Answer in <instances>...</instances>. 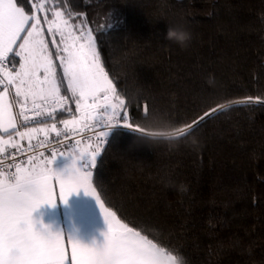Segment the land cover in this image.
I'll return each mask as SVG.
<instances>
[{
	"label": "trees",
	"instance_id": "1",
	"mask_svg": "<svg viewBox=\"0 0 264 264\" xmlns=\"http://www.w3.org/2000/svg\"><path fill=\"white\" fill-rule=\"evenodd\" d=\"M45 7L87 24L129 113L132 129L99 142L90 168L103 204L176 263L179 255L185 264H264V0ZM177 23L193 34L187 48L164 39ZM57 73L76 114L59 66ZM70 118L57 112L55 123Z\"/></svg>",
	"mask_w": 264,
	"mask_h": 264
},
{
	"label": "snow or ice",
	"instance_id": "2",
	"mask_svg": "<svg viewBox=\"0 0 264 264\" xmlns=\"http://www.w3.org/2000/svg\"><path fill=\"white\" fill-rule=\"evenodd\" d=\"M25 3H31V7L26 9ZM48 11H51V19L47 16ZM41 12L45 13L43 21ZM73 15L69 13L66 18L59 9H47L43 0L39 4L31 0H0V155L5 154L6 146L24 155L25 150L19 141L13 140V135L21 141L27 139L29 151L51 149L47 156L45 152L29 155L27 166H22L24 161L17 163L16 153H12V163L7 171L0 167V264H137L143 251L139 233H134L103 206L101 211L109 225L105 242L88 247L68 239L71 242L70 258L64 237L33 227L31 211L39 203L54 204L57 198L66 203L80 188L86 194L96 195L88 183L89 174L83 168L89 161L95 167L99 147L93 148L89 143L80 148L78 154H73L78 161L75 167L79 170H73L61 179L50 167L58 155H67L60 150L61 146L71 150L81 145L85 131H92L103 143V137L107 135L105 118L125 121L129 116L101 64L92 31L83 21L72 24ZM44 25H47L48 35L53 37L55 59L59 61L78 115L72 113L69 97L62 94V79L57 74ZM57 35L59 44L55 39ZM17 107L18 112L14 111ZM223 109L206 113L196 125ZM57 112L71 116L60 120L63 132L55 123ZM49 119L53 121L51 125L47 123ZM30 123L39 126L28 127ZM53 132L57 137L55 146L48 140ZM73 133L81 136L74 144L59 140L61 136L67 140ZM41 134L42 140L39 139ZM33 140L37 142L31 143ZM9 176L14 177V183L7 179ZM33 189L34 197L26 199L25 191Z\"/></svg>",
	"mask_w": 264,
	"mask_h": 264
},
{
	"label": "crops",
	"instance_id": "3",
	"mask_svg": "<svg viewBox=\"0 0 264 264\" xmlns=\"http://www.w3.org/2000/svg\"><path fill=\"white\" fill-rule=\"evenodd\" d=\"M47 123L51 125L53 122L47 121ZM37 126L39 125L35 123L28 125V127ZM56 126L58 130L61 127H64L63 125L59 126L57 124ZM53 133H50L49 135ZM41 136L43 135L41 134ZM7 138V135H4V139L7 140ZM13 140L19 141V144L28 141L27 139L21 141L20 138L15 135H13ZM92 146L93 148L98 146L100 150L98 141H95ZM7 147L8 146H6V148ZM62 151L73 152V149H63ZM74 151L79 152L77 150ZM66 154L67 155H58L50 163L52 172L61 179H63L66 174H70L71 171L79 170L78 167H75L78 165V161L75 159V157L72 158L73 156L71 155V152H66ZM67 158L72 159L70 164L66 165L65 167L56 166L58 168H54L55 163L57 165H61L62 161ZM23 166H27V163H25ZM91 166V162L89 161L88 165L83 168V171L86 174H89L88 183L92 188V191L96 193L91 179ZM58 194L59 193L57 189V197ZM34 195V189L31 191H25L24 193L26 199H31L34 197ZM101 206L109 210L103 204L97 193L96 195L86 194L85 190L80 188L78 191L72 193L69 196L66 203L59 200V198H57L54 204H49L46 201L39 203L31 211V220L35 229L50 233H59L61 237H64V242L70 258L71 242L68 241V239L88 247L100 246L105 242L106 234L109 232V225L105 219L104 213L101 211ZM116 219L119 220L117 217ZM138 238L142 243L143 251L138 258L137 264H162L161 261L163 260V257L165 259V255L162 254V250L140 234Z\"/></svg>",
	"mask_w": 264,
	"mask_h": 264
},
{
	"label": "built area",
	"instance_id": "4",
	"mask_svg": "<svg viewBox=\"0 0 264 264\" xmlns=\"http://www.w3.org/2000/svg\"><path fill=\"white\" fill-rule=\"evenodd\" d=\"M0 90H2V89H0ZM14 110L16 112H18L19 108L17 107ZM29 115H31V113H29ZM105 122L107 124V127L104 129V131L107 132V135L103 137V142L106 141L107 136L112 131H114L115 129H119V128L132 129V127L128 123H125L124 121H120L118 119L108 120V118L106 117L105 118ZM30 124H33V123H30ZM20 130H23V128H21ZM59 130L61 132H63L64 131V127H61ZM89 138H91V139H89ZM39 139L42 140V139H44V137L40 136ZM75 139H81V136L76 135L75 133H73V134L69 135L67 140H65L64 136L59 137V140L63 141V143H65V144H67L69 142H72L74 144ZM48 140H49L51 145L55 146L56 143H57L56 133H53V134L49 135ZM95 141H98L96 139L95 134L92 131H85L83 133V139H82L81 145L75 146L73 148V150H79L80 148L87 146L89 143L93 144ZM36 142H37L36 140H33L31 143L35 144ZM28 145H29V141H25V142L20 143V147L25 150L24 155H22V156L19 153L16 152V149H13L11 147H7L5 154L0 155V160L3 161V164L0 165V167H3L7 171L8 165L10 163H12V158H11V154L12 153H16V162L17 163H20L21 161H24L26 163L29 155L37 156V155H39L40 152H45L44 148H39V149L34 150V151H29L28 150ZM63 149H64L63 146H61L60 150L62 151ZM50 151H51V149L49 148V150L47 152H45V154L50 155ZM12 170L14 171V168ZM7 179L10 182H13V183L15 182L14 177H12V176H9Z\"/></svg>",
	"mask_w": 264,
	"mask_h": 264
},
{
	"label": "clouds",
	"instance_id": "5",
	"mask_svg": "<svg viewBox=\"0 0 264 264\" xmlns=\"http://www.w3.org/2000/svg\"><path fill=\"white\" fill-rule=\"evenodd\" d=\"M164 39L177 44L180 48L184 49L189 46L193 39L191 30L183 23L171 24L167 26V31ZM177 264H185L182 256L177 257Z\"/></svg>",
	"mask_w": 264,
	"mask_h": 264
},
{
	"label": "rangeland",
	"instance_id": "6",
	"mask_svg": "<svg viewBox=\"0 0 264 264\" xmlns=\"http://www.w3.org/2000/svg\"><path fill=\"white\" fill-rule=\"evenodd\" d=\"M43 2L45 3V0H43ZM42 14H44V13H42ZM40 18H41V20L43 21L42 16H40ZM88 29H89V28H88ZM44 31H45V37H46V39H47L48 42H49V48H50V50L53 52V58H54V60H55V51H56V47H55V45H53V44L51 43L53 37L50 36V35H48V33H47V25H44ZM77 34H79V32H77ZM93 38H94V36H93ZM55 39H56V41H57V44H59L60 38H59L58 35L55 37ZM94 40H95V39H94ZM57 61H58V60H57ZM56 65H57V64H56ZM58 66H59V61H58ZM58 66H57V69H58ZM59 68H60V67H59ZM61 72H62V69H61ZM57 74H58V73H57ZM62 75H63V72H62ZM65 83L67 84L66 81H65ZM114 102H115V101H114ZM65 152H71V155H72V156H73V154H78V152H76V151H74V150H73V152H72V151H65ZM99 152H100V150H99ZM72 158H74V156H73ZM71 160H72V159H70V158L64 159V160L62 161V164H61V165H60V164L57 165V164L55 163L54 168L65 167L66 165H68V164L71 163ZM56 166H58V167H56ZM161 250H162V249H161ZM162 252H163L162 254L165 255V259H164V257H163V260L161 261L162 264H177L171 255L167 254V253L164 252L163 250H162Z\"/></svg>",
	"mask_w": 264,
	"mask_h": 264
}]
</instances>
